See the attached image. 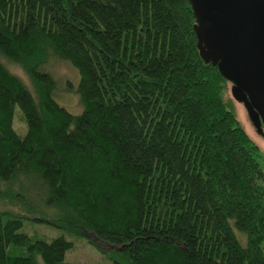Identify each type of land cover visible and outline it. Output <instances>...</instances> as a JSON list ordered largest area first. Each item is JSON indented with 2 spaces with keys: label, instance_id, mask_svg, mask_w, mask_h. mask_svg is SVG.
I'll return each instance as SVG.
<instances>
[{
  "label": "trees",
  "instance_id": "trees-1",
  "mask_svg": "<svg viewBox=\"0 0 264 264\" xmlns=\"http://www.w3.org/2000/svg\"><path fill=\"white\" fill-rule=\"evenodd\" d=\"M193 23L187 0H0V202L18 208L0 209V264H84L32 222L91 233L111 264H264L259 149ZM58 60L79 114L54 100Z\"/></svg>",
  "mask_w": 264,
  "mask_h": 264
},
{
  "label": "water",
  "instance_id": "water-1",
  "mask_svg": "<svg viewBox=\"0 0 264 264\" xmlns=\"http://www.w3.org/2000/svg\"><path fill=\"white\" fill-rule=\"evenodd\" d=\"M196 47L216 67L256 132L264 127V0H187Z\"/></svg>",
  "mask_w": 264,
  "mask_h": 264
},
{
  "label": "rangeland",
  "instance_id": "rangeland-1",
  "mask_svg": "<svg viewBox=\"0 0 264 264\" xmlns=\"http://www.w3.org/2000/svg\"><path fill=\"white\" fill-rule=\"evenodd\" d=\"M2 61L10 72L18 75L26 84V86L30 87L29 81L18 67H16L14 64H10L7 61ZM50 70L52 71L57 81L54 100L59 105L64 107L68 112L72 114H79L81 111V106L74 91L78 80L77 72L69 64L60 60L52 62V64L50 65ZM229 85L230 84L228 83L227 96L230 98ZM232 106L235 116L240 125L247 133V135L258 146V163L262 172L264 173V127H262L263 134H258L249 122L243 106L240 103L235 102L234 100H232ZM12 128L19 136L24 135V133L26 132V125L18 107H15L14 109ZM0 189H3L2 184H0ZM6 205V203L0 202V209L2 210L6 208ZM11 208L14 210H18L17 207ZM23 232L27 233L28 235L35 234V237L41 238L45 241H49L51 238L60 235H63L66 240L72 241V249L66 251L64 255V261L67 263L80 262L84 264H111V260L124 261V259L121 258L120 253L117 251L116 247L102 244L100 242L96 243L95 239L92 238L91 233H85V236L72 238L59 229L52 228L42 223L34 222L28 224L26 228L23 229ZM235 233H237V231H235Z\"/></svg>",
  "mask_w": 264,
  "mask_h": 264
}]
</instances>
